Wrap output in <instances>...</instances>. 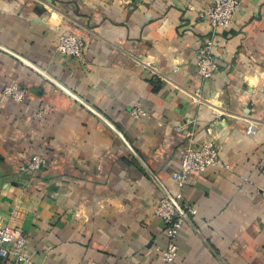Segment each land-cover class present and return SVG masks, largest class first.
Listing matches in <instances>:
<instances>
[{"label":"crops","instance_id":"0c3cea01","mask_svg":"<svg viewBox=\"0 0 264 264\" xmlns=\"http://www.w3.org/2000/svg\"><path fill=\"white\" fill-rule=\"evenodd\" d=\"M211 2L0 0V218L22 214L37 262L158 264L154 210L171 195L188 211L175 264H264V0H241L204 79ZM60 33L85 40L82 58L58 51ZM209 138L229 168L177 187L184 146ZM37 153L47 165L29 173Z\"/></svg>","mask_w":264,"mask_h":264},{"label":"built area","instance_id":"2783aa9c","mask_svg":"<svg viewBox=\"0 0 264 264\" xmlns=\"http://www.w3.org/2000/svg\"><path fill=\"white\" fill-rule=\"evenodd\" d=\"M240 6L241 0H212L207 10L212 34L199 51L197 59L198 72L202 78L209 79L218 70V63L213 52L216 37L231 28ZM57 48L64 56L82 58L85 40L73 33H60ZM174 69H178V65H175ZM3 92L19 103L24 102L27 95V90L18 82L7 84ZM39 113L42 114L43 111L41 110ZM131 114L136 118L149 115L148 111L139 103L132 107ZM256 128L257 126L254 123H250L247 134L254 135ZM47 162L48 159L45 155L37 153L24 170L35 173L45 167ZM225 167L229 168V165L222 159L219 146L212 139L209 138L202 142L189 140L184 146L180 167L172 175L177 187L182 188L185 184L191 182L192 172L205 173L212 168ZM261 193L264 197V186ZM182 210H179L175 198L171 195L162 197L155 206V215L163 220L168 238L167 246L161 251L158 264L176 263L179 252L178 237L188 216V211ZM188 210L190 213L196 212L195 208H189ZM21 219L22 214L17 211L12 215L13 223H8L0 218V264H47L37 262L29 252L30 236L22 229Z\"/></svg>","mask_w":264,"mask_h":264},{"label":"water","instance_id":"95a60500","mask_svg":"<svg viewBox=\"0 0 264 264\" xmlns=\"http://www.w3.org/2000/svg\"><path fill=\"white\" fill-rule=\"evenodd\" d=\"M23 61H25V62H27L29 65H31V66H35V65H33L32 63H30L29 61H26V59H23ZM35 68L36 69H38V70H40L38 67H36L35 66ZM54 82L59 86V87H61L63 90H65L66 92H68L70 95H72L76 100H78L79 102H81V103H83L87 108H89L90 110H92V111H94V112H96L91 106H89L85 101H83L81 98H79L78 96H76L72 91H70L67 87H65L64 85H62L61 83H59L58 81H56L55 79H54ZM99 114V113H98ZM100 116H102L101 114H99ZM104 118V117H103ZM111 125H112V123H110ZM113 127H114V129H116V131L123 137V135L121 134V132L114 126V125H112ZM177 207L179 208V210L180 211H183L182 209H181V207H179L178 206V204H177Z\"/></svg>","mask_w":264,"mask_h":264}]
</instances>
